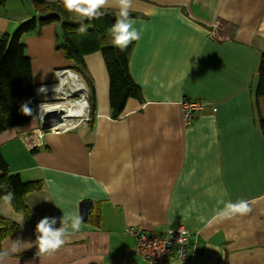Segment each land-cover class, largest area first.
<instances>
[{"label": "crops", "instance_id": "0c3cea01", "mask_svg": "<svg viewBox=\"0 0 264 264\" xmlns=\"http://www.w3.org/2000/svg\"><path fill=\"white\" fill-rule=\"evenodd\" d=\"M114 3L104 10L118 14ZM34 14L28 0H6L0 36ZM130 14L141 32L128 60L141 99L128 98L112 118L107 71L95 51L83 57L96 98L90 121L46 128L41 144L38 115L0 133L10 170L42 184L25 196L31 221L0 201L1 214L18 225L2 251L17 238L34 242L44 217L60 227L63 213L79 210L84 220L54 255L38 254L33 244L0 264H147L125 227L160 232L179 223L189 232V255L166 264H264V101L255 95L264 0H133ZM214 21L216 39L208 34ZM56 30L47 24L23 40L36 89L50 85L58 94L75 79L66 71L72 62L55 48ZM183 100L203 103L189 125ZM239 199L249 202L250 214L217 217L221 200Z\"/></svg>", "mask_w": 264, "mask_h": 264}, {"label": "trees", "instance_id": "16d2710c", "mask_svg": "<svg viewBox=\"0 0 264 264\" xmlns=\"http://www.w3.org/2000/svg\"><path fill=\"white\" fill-rule=\"evenodd\" d=\"M28 1L35 14L20 22L12 34L0 36V133L10 127L24 125L38 115L41 99L37 94L31 59L26 52L23 36L39 32L47 24L57 25L55 48L63 50L65 59L72 62L69 68L78 73L87 85L90 117L96 109V98L93 81L83 58L86 54L99 51L103 57L109 81L112 118L119 116L128 98L141 99V88L129 71L132 43L123 51L113 44L110 29L118 14L103 9L104 14L99 19L88 20L66 11L61 1ZM5 3L6 0H0V6ZM81 24L88 29L84 34L79 32ZM257 75L255 95L264 101V54L260 57ZM24 102H29L32 115L27 116L21 112ZM259 124L264 134V117L260 118ZM41 186L39 180H23L18 173L10 170L0 151V201L11 193V204L15 211L31 221L25 196ZM17 228V223L0 212V251L2 240Z\"/></svg>", "mask_w": 264, "mask_h": 264}, {"label": "clouds", "instance_id": "9594fccd", "mask_svg": "<svg viewBox=\"0 0 264 264\" xmlns=\"http://www.w3.org/2000/svg\"><path fill=\"white\" fill-rule=\"evenodd\" d=\"M63 6L69 13H75L79 17L88 20L99 19L104 13L103 9L110 6V0H62ZM114 6L118 8V16L115 19L110 31L113 37V44L121 51L125 50L133 41H138L141 32L134 27V21L130 16L133 7V0H115ZM87 26L81 24L79 32L84 34L87 32ZM47 86L41 84L37 89L38 94H46ZM29 102L21 105V112L24 115H32V109L28 106ZM49 111L51 109H48ZM4 199L11 203L12 195L9 193ZM224 205L217 213L220 220L232 219L236 216H247L251 213L252 208L245 199H239L236 202L223 201ZM18 222L23 225V217ZM57 218L44 217L38 221L35 227L36 238L34 242H22L19 238L13 240L9 247L0 251V261L4 258L23 252L25 249L35 245L38 254L43 256H52L66 245L70 236L80 232L84 223L83 216L78 210L73 213H63L60 218V227H55Z\"/></svg>", "mask_w": 264, "mask_h": 264}, {"label": "built area", "instance_id": "2783aa9c", "mask_svg": "<svg viewBox=\"0 0 264 264\" xmlns=\"http://www.w3.org/2000/svg\"><path fill=\"white\" fill-rule=\"evenodd\" d=\"M219 26V21H214L211 23L208 33L210 38L216 39L219 37ZM66 71L68 74H72L75 78V82H73L70 87V97L73 96V93L76 91L81 93V97L73 98V100L70 99L68 101H73L74 104L79 101H84L85 111L83 115H73L63 120L62 118H56L58 116L43 120L41 113L45 112L43 107H41V111L38 112L41 127L35 129V144H41V140L46 128L50 131L68 129L74 126V123L72 122L74 117H83L82 120L85 119L87 121L90 119V109L87 100L88 90L76 72L69 70ZM58 76L59 81H61L60 75ZM46 86L48 89L47 93L52 92L53 89H55L50 85ZM45 104L46 103H43V105ZM202 108L203 103L199 101L183 100L182 109L184 124H191L193 120L199 115ZM125 233L133 237L134 252L147 264H166L172 260L181 261L186 259V257L189 255V232L183 223H179L178 225L171 228H166L160 232L144 231L139 227L126 226Z\"/></svg>", "mask_w": 264, "mask_h": 264}, {"label": "bare ground", "instance_id": "6f19581e", "mask_svg": "<svg viewBox=\"0 0 264 264\" xmlns=\"http://www.w3.org/2000/svg\"><path fill=\"white\" fill-rule=\"evenodd\" d=\"M68 77L72 80L75 78L72 74H69ZM62 80V78H61ZM43 110H63L62 114L58 115V118L66 119L67 117H71L73 115H83L85 111V103L84 101H79L77 103H73V101H65V102H54V103H48L42 106Z\"/></svg>", "mask_w": 264, "mask_h": 264}, {"label": "rangeland", "instance_id": "374dc122", "mask_svg": "<svg viewBox=\"0 0 264 264\" xmlns=\"http://www.w3.org/2000/svg\"><path fill=\"white\" fill-rule=\"evenodd\" d=\"M78 74V73H77ZM70 83L68 82L66 85L63 86L62 91L60 93H56L54 91L49 92L47 94H39V97L41 99L40 103H39V111H41V105H43V103H54V102H65L68 101L70 99L73 100V98H78L81 97V93H79L78 91H76L75 93H73V96L70 97L69 93H70ZM87 100H88V94H87ZM90 109V108H89ZM38 111V112H39ZM47 111V110H45ZM83 117H74L73 121L74 122H78L82 119Z\"/></svg>", "mask_w": 264, "mask_h": 264}, {"label": "water", "instance_id": "95a60500", "mask_svg": "<svg viewBox=\"0 0 264 264\" xmlns=\"http://www.w3.org/2000/svg\"><path fill=\"white\" fill-rule=\"evenodd\" d=\"M63 69H67V68H63ZM45 113H41L42 115V119H48V118H52V117H56L58 116L59 114H61L63 112V110H47V111H44ZM58 118V117H56ZM91 118V117H90Z\"/></svg>", "mask_w": 264, "mask_h": 264}]
</instances>
